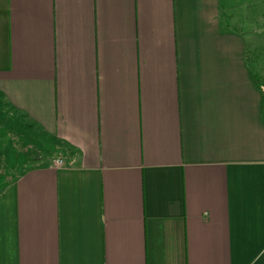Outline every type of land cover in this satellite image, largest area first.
Here are the masks:
<instances>
[{
    "label": "crops",
    "instance_id": "crops-1",
    "mask_svg": "<svg viewBox=\"0 0 264 264\" xmlns=\"http://www.w3.org/2000/svg\"><path fill=\"white\" fill-rule=\"evenodd\" d=\"M255 6L0 0V99L57 152L0 176V264H264Z\"/></svg>",
    "mask_w": 264,
    "mask_h": 264
},
{
    "label": "rangeland",
    "instance_id": "rangeland-1",
    "mask_svg": "<svg viewBox=\"0 0 264 264\" xmlns=\"http://www.w3.org/2000/svg\"><path fill=\"white\" fill-rule=\"evenodd\" d=\"M238 10H244V6L241 5ZM263 12L264 1L256 0V17L261 16ZM261 39L262 37L257 35L259 42ZM0 102L2 104H0V176L3 179L12 180L20 171V169H14L17 166L16 158L22 156L24 159L35 158L43 161L55 157L57 152L50 144L43 146L39 144L40 141L37 143L35 136L30 132L28 123L21 120L17 114L10 115L14 112L5 106L1 99Z\"/></svg>",
    "mask_w": 264,
    "mask_h": 264
},
{
    "label": "trees",
    "instance_id": "trees-1",
    "mask_svg": "<svg viewBox=\"0 0 264 264\" xmlns=\"http://www.w3.org/2000/svg\"><path fill=\"white\" fill-rule=\"evenodd\" d=\"M262 82L260 81V82H258L257 81V87L259 88V89H261V86H263V84H261ZM262 112H263V115H264V94H263V100H262ZM8 185V183L7 182H4L3 184H0V193L2 192V190L6 187Z\"/></svg>",
    "mask_w": 264,
    "mask_h": 264
},
{
    "label": "built area",
    "instance_id": "built-area-1",
    "mask_svg": "<svg viewBox=\"0 0 264 264\" xmlns=\"http://www.w3.org/2000/svg\"><path fill=\"white\" fill-rule=\"evenodd\" d=\"M55 165L58 167H61L64 165V162L62 160H59V161L55 162Z\"/></svg>",
    "mask_w": 264,
    "mask_h": 264
}]
</instances>
